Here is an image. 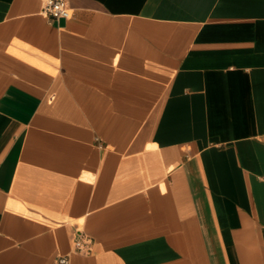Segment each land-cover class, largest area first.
Masks as SVG:
<instances>
[{
	"label": "crops",
	"instance_id": "crops-1",
	"mask_svg": "<svg viewBox=\"0 0 264 264\" xmlns=\"http://www.w3.org/2000/svg\"><path fill=\"white\" fill-rule=\"evenodd\" d=\"M65 3L0 0V264H264V0Z\"/></svg>",
	"mask_w": 264,
	"mask_h": 264
},
{
	"label": "built area",
	"instance_id": "built-area-1",
	"mask_svg": "<svg viewBox=\"0 0 264 264\" xmlns=\"http://www.w3.org/2000/svg\"><path fill=\"white\" fill-rule=\"evenodd\" d=\"M41 12L53 18L69 16V9L65 0H42ZM90 244L91 239L87 236H78L75 240V248L81 253L88 252ZM57 262L58 264H68V257L62 255L58 257Z\"/></svg>",
	"mask_w": 264,
	"mask_h": 264
}]
</instances>
